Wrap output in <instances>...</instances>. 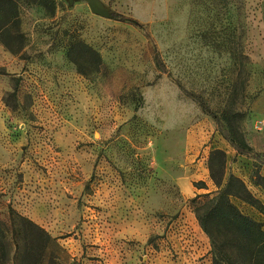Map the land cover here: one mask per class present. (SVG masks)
<instances>
[{"label": "rangeland", "instance_id": "rangeland-1", "mask_svg": "<svg viewBox=\"0 0 264 264\" xmlns=\"http://www.w3.org/2000/svg\"><path fill=\"white\" fill-rule=\"evenodd\" d=\"M14 1L0 16L7 241L12 210L50 235L39 264H212L191 203L216 190L210 152L264 205V0ZM75 39L98 70L68 59ZM185 90L217 113L234 104L254 153L237 154Z\"/></svg>", "mask_w": 264, "mask_h": 264}, {"label": "trees", "instance_id": "trees-1", "mask_svg": "<svg viewBox=\"0 0 264 264\" xmlns=\"http://www.w3.org/2000/svg\"><path fill=\"white\" fill-rule=\"evenodd\" d=\"M17 4L14 0H0V16H16ZM12 14V13H11ZM114 16V15H113ZM116 16V15H115ZM3 43V42H2ZM68 59L75 64L77 71L87 75L96 71L102 64L99 53L89 44L75 39L69 44ZM156 64H161L155 55ZM16 88L9 95L13 96ZM187 95L199 104L203 113L211 117L223 131L224 138L233 146L237 154H253L251 146L241 131L243 113L234 104L214 111L200 94L185 90ZM225 152L214 149L208 156L209 178L216 187L215 192L201 193L191 199L197 224L210 241L212 264H264L263 224L245 215L232 202L236 197L256 207L264 213V205L253 197L244 182L232 173L225 175ZM264 164V161L262 162ZM12 226V241H7L6 223L0 219V264L15 261V264H37L42 251L49 242L50 235L27 217L10 210L6 220ZM5 221V222H6ZM12 244L16 247L12 256ZM39 264V263H38Z\"/></svg>", "mask_w": 264, "mask_h": 264}, {"label": "water", "instance_id": "water-1", "mask_svg": "<svg viewBox=\"0 0 264 264\" xmlns=\"http://www.w3.org/2000/svg\"><path fill=\"white\" fill-rule=\"evenodd\" d=\"M87 3L89 4V7L92 11L97 12L95 8V2L94 0H87Z\"/></svg>", "mask_w": 264, "mask_h": 264}]
</instances>
